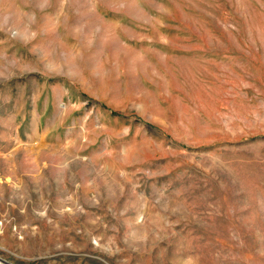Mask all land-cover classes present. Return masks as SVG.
Segmentation results:
<instances>
[{
    "label": "rangeland",
    "instance_id": "1",
    "mask_svg": "<svg viewBox=\"0 0 264 264\" xmlns=\"http://www.w3.org/2000/svg\"><path fill=\"white\" fill-rule=\"evenodd\" d=\"M0 260L264 264V0H0Z\"/></svg>",
    "mask_w": 264,
    "mask_h": 264
},
{
    "label": "bare ground",
    "instance_id": "2",
    "mask_svg": "<svg viewBox=\"0 0 264 264\" xmlns=\"http://www.w3.org/2000/svg\"><path fill=\"white\" fill-rule=\"evenodd\" d=\"M0 264H5L2 260H0Z\"/></svg>",
    "mask_w": 264,
    "mask_h": 264
}]
</instances>
